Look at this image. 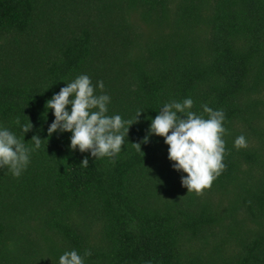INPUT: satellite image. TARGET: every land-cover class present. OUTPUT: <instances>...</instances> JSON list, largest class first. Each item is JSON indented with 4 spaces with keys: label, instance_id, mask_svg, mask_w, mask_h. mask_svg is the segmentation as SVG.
Returning <instances> with one entry per match:
<instances>
[{
    "label": "trees",
    "instance_id": "1",
    "mask_svg": "<svg viewBox=\"0 0 264 264\" xmlns=\"http://www.w3.org/2000/svg\"><path fill=\"white\" fill-rule=\"evenodd\" d=\"M81 74L127 121L116 157L48 134L46 102ZM187 97L225 114V168L200 193L149 135ZM0 124L42 139L19 177L0 168V264L72 249L85 264H264V0H0Z\"/></svg>",
    "mask_w": 264,
    "mask_h": 264
},
{
    "label": "clouds",
    "instance_id": "2",
    "mask_svg": "<svg viewBox=\"0 0 264 264\" xmlns=\"http://www.w3.org/2000/svg\"><path fill=\"white\" fill-rule=\"evenodd\" d=\"M95 87L103 90L105 86L103 81H98L94 86L87 74L67 82L46 102V108L54 110L55 117L47 131L49 136L56 132H70L72 150L90 152L96 159L113 158L121 152L129 127H125L127 121L119 114L107 115L111 97L107 93L94 94ZM193 103L190 97L182 102H165L159 114L151 119L149 135L164 138L169 146L168 158L173 162V168L187 174L181 177L182 185L188 192L200 193L210 187L225 168V114L222 110L203 105L204 113L208 114L205 118L191 111ZM15 124L24 134L33 127L31 122L21 124L19 117ZM24 136L18 137L0 124V168L6 167L16 177L27 169L30 154L41 147L42 139L39 136L32 137L33 147L26 145ZM148 138L145 136L144 142ZM134 144L141 149L140 143ZM246 146L244 135L235 138L234 147L240 149ZM82 163L87 165L88 158L85 157ZM84 255L90 256L91 252L86 250ZM59 264H85V261L77 250L72 249L60 255Z\"/></svg>",
    "mask_w": 264,
    "mask_h": 264
}]
</instances>
